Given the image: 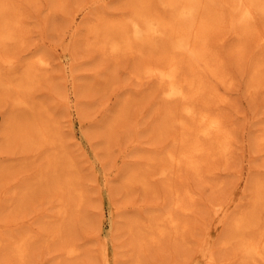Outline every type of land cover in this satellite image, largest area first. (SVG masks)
Returning <instances> with one entry per match:
<instances>
[{"label":"bare ground","instance_id":"obj_1","mask_svg":"<svg viewBox=\"0 0 264 264\" xmlns=\"http://www.w3.org/2000/svg\"><path fill=\"white\" fill-rule=\"evenodd\" d=\"M128 5L130 12L117 19H107L102 39L98 30L103 29L95 25L93 29L97 35L89 44L98 46L103 54L116 57V60L138 58L140 62L135 72L141 88L155 99L157 117L150 132L158 144L152 151L143 153L144 160L140 165L126 169L121 184L126 188L139 184L154 191L160 182L163 195L160 203L157 202L159 205L147 214L124 220L131 240L129 252L132 257L127 263L148 264L145 255L155 244L169 240L191 247L188 244L199 228L195 219L202 212L203 195L199 187L209 186L216 190L226 183L220 170L229 164L236 142L234 118L228 115L234 101L230 91L235 82L233 66L247 72L249 94L264 102V0H129ZM10 12L7 22L9 41L16 38L11 28L27 31L29 26L27 21L28 26L23 22L21 12ZM70 20L71 25L76 23L74 31L78 27L77 13L72 14ZM31 61L24 63L23 77L26 78L21 77L23 82L12 83L15 94L10 93V96L12 100L31 106L35 117L37 113L35 120L45 112L48 116L31 124L33 131L26 127L20 140H32L33 150H47L45 168L52 172L50 177L56 182L51 183V189L48 175L38 169L40 178L45 177L42 182L46 180L45 185L41 184L47 188L45 191L40 189L44 196L39 199L53 197L58 202L53 205L56 206L53 216L44 221L43 234L46 239L63 241L60 243L64 258H68L70 264H78L81 248L69 236L73 216L82 210L86 198L83 169L59 139L56 122L43 101L30 100L37 76L48 74L45 62ZM19 66L16 57H6L0 63V78H5V70ZM128 95L123 102L126 109L119 108L105 126L107 137L113 125L127 117L130 105L137 100ZM77 109L79 116H84L82 107ZM98 126L100 128V124ZM254 131V142L264 157V119ZM87 134L90 138L95 137ZM240 178L250 189L248 200L236 198L232 192L219 205L216 202L211 205L216 208L214 213L224 214L215 220L214 226L225 225L227 230L220 240L213 239L206 248L207 237H201L199 244L205 264H264V175L253 177L249 171H240ZM21 192L19 187L16 188L13 197L22 198ZM23 195H26L24 191ZM34 238L16 235L5 239L2 245L0 240V247L7 249L1 255L0 264H22L28 242ZM219 248H230L229 254L219 258ZM169 263L174 264L173 261Z\"/></svg>","mask_w":264,"mask_h":264},{"label":"rangeland","instance_id":"obj_2","mask_svg":"<svg viewBox=\"0 0 264 264\" xmlns=\"http://www.w3.org/2000/svg\"><path fill=\"white\" fill-rule=\"evenodd\" d=\"M128 4L129 0H0V27H3L0 29V63L12 56L21 64L17 68L7 69V72L5 70V78H0V240L2 245L5 239L16 235L35 237L28 242L22 264H70L62 254L63 241L46 239L43 234L44 221L53 216L56 207L53 205L58 202L53 197L50 200L39 199L43 195L41 190L47 189L43 187L46 180L42 182L45 177L40 178L39 170H44L43 175H48L50 184L56 182L50 177L52 172L45 168L47 150H33L32 140H20L26 127L30 128L31 124L45 119L44 115L48 114L45 112L35 120L37 113L35 117L32 112L35 110L31 106L12 100L10 96L15 91L12 83L24 81L21 77L25 76L26 62H32V59L45 62L48 74L37 76L30 100L43 101L42 104L56 122L59 139L83 169L81 173L86 198L82 210L73 216L69 236L81 248L78 264H126L132 256L129 252L130 235L124 220L147 214L162 199L160 182H157L159 185L154 191L139 184L133 188L121 185L126 169L140 165L144 160L143 153L152 151L158 144L150 132L157 117L155 99L142 89L135 72L140 61L138 58L116 60V57L103 54L98 46L89 44L92 37L95 39L97 35L94 26L103 29H97L102 39L103 26H107L111 18L117 19L130 12ZM10 10L21 12L23 22L26 26L29 24L27 31L11 28L16 35L11 41L7 40ZM74 13H77L78 27L73 31L76 23L71 25L70 19ZM7 41L10 44H6ZM233 69L235 82L230 91L234 101L228 115L234 118L236 142L229 164L220 170L226 183L216 190L209 186L199 187L203 195L202 212L195 219L199 228L188 244L191 247L186 248L169 240L155 244L145 255L148 264H170L171 261L174 264H205L199 244L201 237H207L206 248L213 239L220 240L227 230L225 225L219 228L214 226L215 220L221 219L224 214L214 213L216 208L211 207L212 203L219 205L232 192L236 198L248 200L250 189L241 182L240 171H249L253 177L264 175L263 151L256 146L253 138L254 130L264 119V102L262 98L255 99L249 94L247 72L237 69L236 65ZM126 94L137 100L130 105L127 117L118 120L107 137L104 128L119 108H125L123 102ZM80 106L84 112L82 117L77 113ZM21 108L26 109L25 112ZM31 129L33 131L34 128ZM85 131L95 137L90 138ZM18 187L22 190V198L13 197ZM23 191L26 195H23ZM155 198H159L158 201ZM232 207L233 204L228 211ZM0 249L1 259L5 253L3 251L7 249ZM228 250L230 248H219V258L227 256Z\"/></svg>","mask_w":264,"mask_h":264}]
</instances>
